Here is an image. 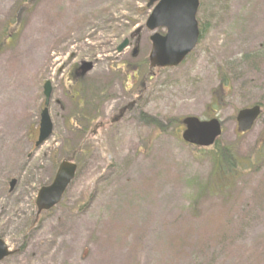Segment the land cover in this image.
Here are the masks:
<instances>
[{"label":"rangeland","instance_id":"374dc122","mask_svg":"<svg viewBox=\"0 0 264 264\" xmlns=\"http://www.w3.org/2000/svg\"><path fill=\"white\" fill-rule=\"evenodd\" d=\"M148 2L0 0V238L14 252L0 264H264V0H200L202 40L153 72ZM47 81L54 133L36 148ZM259 103L241 134L237 112ZM187 116L218 118L235 150L236 179L219 174L217 191L211 153L181 139ZM73 150L75 180L38 216L39 189Z\"/></svg>","mask_w":264,"mask_h":264},{"label":"water","instance_id":"95a60500","mask_svg":"<svg viewBox=\"0 0 264 264\" xmlns=\"http://www.w3.org/2000/svg\"><path fill=\"white\" fill-rule=\"evenodd\" d=\"M199 0H150L148 8L153 10L146 22L149 31L166 29V34L156 33L151 36L152 50L149 56L153 68H174L180 65L185 58L194 50L199 38L200 31L196 15L199 9ZM128 46L125 40L119 47L121 53ZM136 53V51H135ZM86 69H91V64H86ZM46 108L42 111L39 137L36 147L42 146L53 134V122L49 114L48 105L52 95L51 82L44 85ZM259 105L239 111L237 123L239 132L250 131L261 115ZM182 124L185 131L183 141L189 145L209 148L214 146L222 135V126L217 119L202 121L197 117H186ZM77 172V165L63 161L56 173L55 179L50 186L42 187L36 198L38 213L48 211L57 206L63 198L67 188L72 183ZM17 181L10 182V191H13ZM12 255L6 243L0 239V262Z\"/></svg>","mask_w":264,"mask_h":264},{"label":"trees","instance_id":"16d2710c","mask_svg":"<svg viewBox=\"0 0 264 264\" xmlns=\"http://www.w3.org/2000/svg\"><path fill=\"white\" fill-rule=\"evenodd\" d=\"M22 7H25V6H22ZM202 32H203L202 33V38H203V34L205 33V30H203V28H202ZM9 39H11V38H9ZM262 56H263V54H261V52L252 56L251 57V63H253L254 65H258L259 64L258 61L261 59ZM70 77H71V79L73 78V72H71ZM73 80H75V79H73ZM222 82H225L224 78L222 79ZM94 99L95 98L93 97V100ZM217 105H218V102L215 101L214 106H217ZM115 122H116V118L113 117V118L109 119L106 123H100V124L90 123L91 128H89V129H91V130H89L90 132L87 130L86 131L91 136V133L94 131V128L99 127L100 125H104V126L109 125L110 126V125L115 124ZM144 122L147 125H153V126L157 127L159 130L165 131V129H163L161 127L159 128L158 122L154 119L146 118L144 120ZM219 141L217 142L216 146L213 148H209V149L194 148L196 151H203L204 157H207L209 155V153H211L210 156H211V159L213 161L214 171H215L214 179L210 183V185H212V191L213 192L217 191L219 181H220L219 174L225 173V175L227 174L228 178L236 179L237 169L239 168L238 161L235 157V150L232 147H225V146L221 145ZM69 148L70 147H67L66 151ZM76 151L77 150H73L71 152H68V154H66L65 159H67L69 161H73V162L77 160L78 163L81 164L79 158L76 156V154H77ZM207 188H208V186H207ZM214 188H216V189H214ZM208 192L213 193L211 191H208Z\"/></svg>","mask_w":264,"mask_h":264},{"label":"flooded vegetation","instance_id":"af4514ba","mask_svg":"<svg viewBox=\"0 0 264 264\" xmlns=\"http://www.w3.org/2000/svg\"><path fill=\"white\" fill-rule=\"evenodd\" d=\"M131 46L133 47L134 46V43H133V41L131 40ZM139 44V43H138ZM133 54V53H132ZM75 74V73H74ZM75 76H77V74H75ZM35 143V142H34ZM18 184V183H17Z\"/></svg>","mask_w":264,"mask_h":264}]
</instances>
